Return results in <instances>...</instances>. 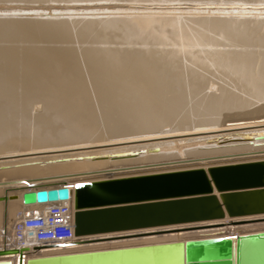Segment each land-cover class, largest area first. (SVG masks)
I'll return each instance as SVG.
<instances>
[{"label": "bare ground", "instance_id": "bare-ground-1", "mask_svg": "<svg viewBox=\"0 0 264 264\" xmlns=\"http://www.w3.org/2000/svg\"><path fill=\"white\" fill-rule=\"evenodd\" d=\"M0 1V155L20 157L0 176L70 172L35 177L27 185L25 179L0 182V188L10 186L3 195L11 197L0 201V250L14 248L12 227L19 212L35 207L21 203L22 193L36 186L264 158V14L254 11L264 0H41L51 4L45 9ZM62 1L104 4L60 9ZM202 6L211 11L202 12ZM181 15L191 16L187 25ZM211 70L242 95L208 78L204 73L212 75ZM226 120L246 126L214 130L224 128ZM227 131L244 132L217 135ZM82 143L95 150L50 155L46 159H73L44 166L34 163L39 157L29 158L40 155L28 153L34 148ZM130 152L136 155L112 157ZM232 221H264V214L75 237L68 247L23 249L21 264L233 235L238 264H264V237L251 238L264 233V223L208 228ZM195 227L202 229L109 241ZM177 252L165 253L175 258ZM19 258L0 255V264H19ZM78 259L69 262L81 263Z\"/></svg>", "mask_w": 264, "mask_h": 264}, {"label": "water", "instance_id": "water-1", "mask_svg": "<svg viewBox=\"0 0 264 264\" xmlns=\"http://www.w3.org/2000/svg\"><path fill=\"white\" fill-rule=\"evenodd\" d=\"M135 155L130 152L112 157ZM7 198L11 197L4 194L0 201ZM67 200L73 203V235L77 238L264 214V158L36 186L21 196L26 206ZM235 237L196 238L30 262L71 264L70 259L81 258L78 264H238V251L233 250L231 242ZM260 237L264 233L251 238ZM173 248L178 250L175 258L165 253ZM21 251L5 249L0 255L19 254L21 264Z\"/></svg>", "mask_w": 264, "mask_h": 264}, {"label": "rangeland", "instance_id": "rangeland-1", "mask_svg": "<svg viewBox=\"0 0 264 264\" xmlns=\"http://www.w3.org/2000/svg\"><path fill=\"white\" fill-rule=\"evenodd\" d=\"M36 0H18V1H14V2H12V3H10V5H18L19 7H21V8H26V7H28V6H31V7H35V8H43V6H44V8L43 9H45V7H47L48 5L50 6L51 4H49L48 2H46V3H43V2H41V0H39V1H37V2H35ZM181 3H183V4H189V3H186L185 1H180ZM0 3H2V1H0ZM48 3V4H47ZM55 3V4H54ZM73 3V4H72ZM72 3H65L64 1H62V4H64V5H66V6H64V5H62L61 4V2H52V4H54V5H56V4H61V5H59L60 7V9H62L63 7H73V5H75V4H82V5H88V4H90V5H95V4H104V3H99V2H96V1H94V2H91V3H86V2H82V3H80V2H78V3H76V2H72ZM193 3H196V2H193ZM9 4V3H8ZM33 5V6H32ZM36 5V6H35ZM38 5V6H37ZM47 5V6H46ZM58 5H56V6H58ZM68 5V6H67ZM42 6V7H41ZM61 6H63V7H61ZM179 7H181V8H184V6H179ZM255 7V8H254ZM254 7H248V10H250V9H255L254 11L256 12H261L262 13V11H263V13L262 14H264V6H254ZM185 8H188V7H186L185 6ZM201 8V11L203 12H205L206 10H210L211 11V9H209V8H211V6H208V8H207V6L206 7H204V6H202V7H200ZM203 8V9H202ZM250 8V9H249ZM262 8V9H261ZM259 10V11H258ZM200 11V10H199ZM70 12V11H69ZM207 12V11H206ZM71 13V12H70ZM207 14H205V16H206ZM208 15H210V14H208ZM66 15H63V17H65ZM182 17H184V18H182V21H181V24H182V22L184 21L186 24L185 25H187V19L188 18H190L191 16H187V15H181ZM264 16V15H263ZM60 18H62V17H60ZM187 31V30H186ZM206 33V32H205ZM208 34L209 35H211V37L213 36V38H215L216 40H218L219 42H222V41H224V42H226L225 40H223V39H220V37H218V36H215L214 34H212V33H209L208 32ZM202 48V47H201ZM209 48H212V49H214V47H210V46H207V47H204V49H209ZM216 49H220V50H222V48L221 47H217ZM224 49H227V47H224ZM249 50V49H248ZM261 52H264V49H261L260 50ZM183 63H185V61H183ZM186 65H187V63H185ZM210 72H212V75H209L208 73L206 74V73H204L206 76H208V78H212V80L216 83V84H218V85H220V86H222V87H227L229 90H231L232 92H234L235 94H237V95H242V93L240 92H238V91H236L235 89H233L232 87H229L224 81H223V79L224 78H222L217 72H215V71H213V70H211ZM222 79V81H220ZM225 80V79H224ZM226 81V80H225ZM226 85V86H225ZM262 119V118H261ZM263 119H264V117H263ZM226 126L224 127V128H222V129H214V127H211L210 129L211 130H215V131H225V130H231L233 127H236V129L238 128V127H241V126H246V124H243V125H241V126H230L229 124H227V123H230V121L229 120H226ZM260 124H264V121H261L260 122ZM234 129V128H233ZM239 129V128H238ZM199 130H202V131H209L208 129H199ZM261 131H264V130H261ZM241 132H244V131H237L236 133H234V132H232V131H227V132H225L224 134H217V135H225V134H241ZM212 136H214V135H212ZM90 147H92V146H89V145H87V143H82V144H66V145H62V146H60L59 148H50V149H36V148H34V150H30L28 153H31V154H40V155H34V157H29V158H32V159H34L35 157H39V159L38 160H36L34 163L35 164H41V166H44L47 162H50V161H55V162H58L57 160H59V159H61V160H66V161H70V159H73V158H71V157H69V158H59V159H56V160H52V159H46L47 157H49L50 155H69V154H75V153H82V152H87V151H91V150H95V149H90ZM14 155L15 154H12V153H5V154H2V155H0V163H3V162H8V163H6V165H0L1 166V168H0V171H3V169H5L7 166H9V165H11V163L10 162H13L14 160H18V159H20V157L19 158H16V157H14ZM15 156H17V155H15ZM69 156H72V155H69ZM23 159V158H22ZM66 161H62V162H66ZM72 161V160H71ZM70 172H67V173H51V174H43V173H41V174H38V173H35V175H30V176H26V177H22V178H19V179H14L15 181H19V180H32V179H35V178H30V177H46V178H48V177H51L52 175L54 176V175H62V174H65V175H67V174H69ZM259 223H264V221H259V222H256V221H243V222H238V223H234V224H232V223H227V225H211V227H208L209 228V230H211V229H214V228H227V227H233V228H240L241 226L243 227L244 225H251V224H256V225H258ZM215 226V227H214ZM213 227V228H212ZM199 229H202V228H189V229H180V230H178V231H164V232H149L148 234H142V235H132V236H128V237H123L122 236V238H116V239H111V240H109V241H116V240H125V239H132V238H140V237H148V236H159V235H164V234H168V233H172V234H177V233H193V232H196V231H198ZM205 230H208V229H205ZM84 238H86V237H84ZM5 248H7L6 246H5V244L2 246V249H5Z\"/></svg>", "mask_w": 264, "mask_h": 264}, {"label": "built area", "instance_id": "built-area-1", "mask_svg": "<svg viewBox=\"0 0 264 264\" xmlns=\"http://www.w3.org/2000/svg\"><path fill=\"white\" fill-rule=\"evenodd\" d=\"M32 210L20 211L12 227L14 248L36 252L39 248L68 247L73 235V203L57 201L34 205Z\"/></svg>", "mask_w": 264, "mask_h": 264}, {"label": "crops", "instance_id": "crops-1", "mask_svg": "<svg viewBox=\"0 0 264 264\" xmlns=\"http://www.w3.org/2000/svg\"><path fill=\"white\" fill-rule=\"evenodd\" d=\"M0 177H1V176H0ZM3 177H4V178H3ZM3 177L0 178V182H2V181H11V180L14 181V178H13L14 176H4V175H3ZM6 177H7V178H6ZM8 177H10V178H12V179H9ZM35 177H36V176H35ZM35 177H30V178L32 179V178H35ZM5 178H6V179H5ZM2 179H3V180H2ZM3 187H6V186H3ZM3 187H1L2 189L0 188V192H2V193H0V196L3 195V193H4L5 191H7V190L10 188V186H7L6 189H5V188L3 189ZM9 191H10V190H9ZM9 191H8V192H9ZM10 192H11V191H10Z\"/></svg>", "mask_w": 264, "mask_h": 264}]
</instances>
